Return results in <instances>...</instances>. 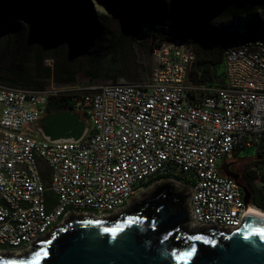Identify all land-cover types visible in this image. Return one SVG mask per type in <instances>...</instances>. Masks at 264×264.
Listing matches in <instances>:
<instances>
[{
  "label": "built area",
  "instance_id": "obj_1",
  "mask_svg": "<svg viewBox=\"0 0 264 264\" xmlns=\"http://www.w3.org/2000/svg\"><path fill=\"white\" fill-rule=\"evenodd\" d=\"M153 53L152 79L141 83L40 92L0 81L1 255L31 253L72 215H119L166 181L190 191V229L230 232L243 224L252 205L221 165L264 148V41L225 44L219 87L191 81L197 53L190 40L164 41ZM69 94L87 113V129L79 139L51 141L38 125L50 102ZM253 171L264 192V170Z\"/></svg>",
  "mask_w": 264,
  "mask_h": 264
},
{
  "label": "water",
  "instance_id": "obj_2",
  "mask_svg": "<svg viewBox=\"0 0 264 264\" xmlns=\"http://www.w3.org/2000/svg\"><path fill=\"white\" fill-rule=\"evenodd\" d=\"M38 129L51 141L76 140L87 123L79 115L58 111L41 120ZM221 168L237 182L229 164ZM240 186L249 207L250 191ZM190 197L188 189L173 182L156 184L130 200L119 214L123 218L72 215L57 228L54 241L45 242L55 230L39 241L44 243L41 252L0 254V264H264V218L247 216L239 228L208 238L204 228L190 229ZM178 229H189L191 240L174 244L172 233Z\"/></svg>",
  "mask_w": 264,
  "mask_h": 264
},
{
  "label": "trees",
  "instance_id": "obj_3",
  "mask_svg": "<svg viewBox=\"0 0 264 264\" xmlns=\"http://www.w3.org/2000/svg\"><path fill=\"white\" fill-rule=\"evenodd\" d=\"M24 6H28L34 1L35 5L41 4V0H22ZM44 1V0H43ZM63 8L58 7L56 0H46L47 8L45 9L47 19L54 25L56 34L61 32L60 28L66 23H70L67 15L72 10L70 1L64 0ZM105 2L107 8L122 18V26L120 28L119 37L127 39L130 43H136L143 39L140 28L134 26L135 20L141 21L142 16L137 9V0H100ZM78 5L89 4L88 0H78ZM129 4V6L127 4ZM33 4V3H32ZM156 4H162L160 0H147V5L151 11L150 23L155 34L157 47L164 41L171 40L176 37L190 40L197 47V61L191 71V81L206 85L209 87H219L226 83V70L223 61V48L225 46V37L217 27H213L209 22L197 23L195 21L193 7L200 4H211L212 7L222 5L224 13L232 17L238 15L247 16L244 19L236 20L231 25L230 34L232 40L237 38L247 39L248 35H252L257 39L264 41V26L259 25L255 28L252 25L255 22L254 16L257 12H264V0H186L182 7V16L178 20L167 21L166 18L159 20L158 9ZM123 5L127 6L124 7ZM7 0L0 2V10L6 12L10 8ZM86 8V7H85ZM77 11L78 18L74 20L76 32L72 33L74 42L78 45L82 59L88 62L89 67L96 69L100 66V56L104 43L110 39L112 32L109 31L108 21L103 25V21H96L94 13L86 8H74ZM74 13V12H73ZM254 18V19H253ZM69 21H68V20ZM3 27L8 33L0 39V79L27 88L42 89L50 82L57 84H72L75 82V76L71 69L64 63H61L60 55L64 51L66 55L69 51L60 47L56 37L51 40L43 35L42 28L29 29L20 25H11V21L4 14L2 21ZM158 24L163 25L159 27ZM12 31V32H11ZM97 35V45L92 50L90 47ZM76 39V40H75ZM73 41V39H72ZM71 51V50H70ZM74 51L72 50V53ZM52 59L55 62L54 67L47 66L46 60ZM71 94V93H70ZM63 95L56 101H51L49 105V115L57 111L77 112L81 119L88 123V116L85 111H77L75 103L72 102L71 95ZM254 168L264 170V148L260 147L256 151V155L251 159V163L245 169V178L250 184L258 178ZM251 194V205L264 211V192L255 186L249 189ZM122 214V213H121ZM120 214V215H121ZM118 215V216H120ZM115 216L114 218H117ZM113 219V218H112ZM189 229H178L172 233V242L174 244L183 245L191 240L187 236ZM205 237L215 238L219 234L216 230H203ZM192 233L188 234L191 235ZM58 235L55 230L46 243L54 241ZM43 242L35 245L33 252H41Z\"/></svg>",
  "mask_w": 264,
  "mask_h": 264
},
{
  "label": "rangeland",
  "instance_id": "obj_4",
  "mask_svg": "<svg viewBox=\"0 0 264 264\" xmlns=\"http://www.w3.org/2000/svg\"><path fill=\"white\" fill-rule=\"evenodd\" d=\"M1 1L3 0H0V2ZM56 1L59 3L58 7L63 8V4L65 1ZM69 1L72 10H70L67 17L72 25L66 23L60 28L61 32H58L56 34V31H54L55 29L53 23L49 22L47 19V15L45 12V9L47 8L46 0H41V4H38L37 6L35 5L34 1L32 2L33 4L30 3L28 6H24L22 0H7V3L10 4L11 7L6 12L0 10V39L2 38V36L8 33V31L3 27L4 25L2 24V21L4 20V14H7V18L12 23L11 25L18 24L23 28L28 27L29 29L33 30L36 28H42V37L44 35L45 37L51 39L47 40L48 42H51L52 39L56 37L58 42H60V47L69 51L70 54L68 55H66V53L63 51L60 55L59 61H61V63H64L71 69L72 73L75 76V82L66 85L50 82L45 86V88L36 89L11 84L0 79V81L3 82L4 85L11 87L16 86L40 92H44L50 88L76 90L77 92H90L94 88H98L110 83H116L122 80L129 83H141L152 79L153 71L157 65L153 50L157 42L155 40V33L158 30L153 31L152 29L150 23L151 11L147 5V0H137V9L139 10L138 14H140L143 19H141L140 22L135 20L134 26H138V28H140L139 30L140 33L143 34V39L137 41L136 43H130V41H127V39L119 37L120 28L122 26V18L119 15L112 13L107 8L105 2L100 0H88L89 4L85 5V7L94 13V18L96 21H103V25L108 23L109 31L112 32L110 35V39L104 43V46L106 47H104L101 51L99 60L100 66L96 69H92L91 67H89L88 62L82 59V53H80L78 45L74 42V38H72V33L74 34L76 32L74 20L78 18V15L76 14L77 11L74 8H80L81 6L84 10L86 8L84 7V5H78V0ZM160 1L162 2L161 5L156 4L158 9L157 17L159 20L164 21V19L166 18L167 21L171 22L174 20H178V18L182 16V7L186 0ZM127 5L129 6V4ZM123 6L127 7L125 5ZM193 8L195 21L201 24L204 22H209L213 27H217V29L223 33L225 37V43L230 42V40L233 38L230 34L232 32L230 31L232 29L231 25L234 24L236 20H240V18L244 19L247 17L244 15H238V17L227 15L224 13V8L222 7V5H218L213 8L211 4H195ZM254 18L255 22L252 25L253 28L259 25L264 26L263 11L257 12ZM105 20L108 22L106 23ZM158 26L163 27V25L160 24H158ZM97 38L98 37L95 34V39L90 47V50H92L94 46L97 45ZM247 39L250 40L257 38L250 34L247 36ZM72 50L74 51L73 53ZM45 64L49 67H54L55 62L52 59H47ZM197 85L205 86L201 84ZM73 114L80 116V114H78L77 112ZM255 155V149H247L239 154L238 160H244V163H251V159L254 158ZM43 170L44 173L47 174V169L45 167H43Z\"/></svg>",
  "mask_w": 264,
  "mask_h": 264
},
{
  "label": "flooded vegetation",
  "instance_id": "obj_5",
  "mask_svg": "<svg viewBox=\"0 0 264 264\" xmlns=\"http://www.w3.org/2000/svg\"><path fill=\"white\" fill-rule=\"evenodd\" d=\"M244 160H238V158L235 161L229 162V163H222V164H229V171L231 172L232 176L237 179V183L239 185L246 186L248 189L251 188V186H255V184L248 182L245 178V169L249 166L250 163H244ZM124 216H120V218H123Z\"/></svg>",
  "mask_w": 264,
  "mask_h": 264
},
{
  "label": "bare ground",
  "instance_id": "obj_6",
  "mask_svg": "<svg viewBox=\"0 0 264 264\" xmlns=\"http://www.w3.org/2000/svg\"><path fill=\"white\" fill-rule=\"evenodd\" d=\"M248 216H260L264 218V211L260 210L259 208H256L254 206H250L248 209Z\"/></svg>",
  "mask_w": 264,
  "mask_h": 264
},
{
  "label": "snow or ice",
  "instance_id": "obj_7",
  "mask_svg": "<svg viewBox=\"0 0 264 264\" xmlns=\"http://www.w3.org/2000/svg\"><path fill=\"white\" fill-rule=\"evenodd\" d=\"M189 256L191 255V253L188 254Z\"/></svg>",
  "mask_w": 264,
  "mask_h": 264
}]
</instances>
